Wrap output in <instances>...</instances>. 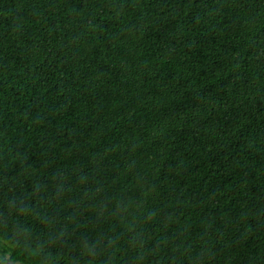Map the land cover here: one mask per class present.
<instances>
[{
  "label": "trees",
  "instance_id": "obj_1",
  "mask_svg": "<svg viewBox=\"0 0 264 264\" xmlns=\"http://www.w3.org/2000/svg\"><path fill=\"white\" fill-rule=\"evenodd\" d=\"M264 264V0H0V264Z\"/></svg>",
  "mask_w": 264,
  "mask_h": 264
},
{
  "label": "rangeland",
  "instance_id": "obj_2",
  "mask_svg": "<svg viewBox=\"0 0 264 264\" xmlns=\"http://www.w3.org/2000/svg\"><path fill=\"white\" fill-rule=\"evenodd\" d=\"M9 264H19V263H17V262H12V263H9Z\"/></svg>",
  "mask_w": 264,
  "mask_h": 264
}]
</instances>
